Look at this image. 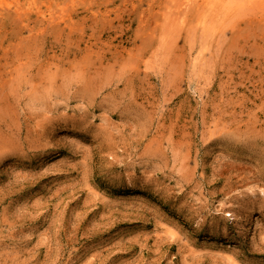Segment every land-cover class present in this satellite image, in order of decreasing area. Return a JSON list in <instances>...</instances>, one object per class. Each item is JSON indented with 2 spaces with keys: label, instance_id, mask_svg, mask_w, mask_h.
Returning a JSON list of instances; mask_svg holds the SVG:
<instances>
[{
  "label": "rangeland",
  "instance_id": "1",
  "mask_svg": "<svg viewBox=\"0 0 264 264\" xmlns=\"http://www.w3.org/2000/svg\"><path fill=\"white\" fill-rule=\"evenodd\" d=\"M0 264H264V4L0 0Z\"/></svg>",
  "mask_w": 264,
  "mask_h": 264
},
{
  "label": "bare ground",
  "instance_id": "2",
  "mask_svg": "<svg viewBox=\"0 0 264 264\" xmlns=\"http://www.w3.org/2000/svg\"><path fill=\"white\" fill-rule=\"evenodd\" d=\"M186 2H189V1H191V0H185ZM194 1H196V0H194ZM203 1H212V0H203ZM251 1V0H250ZM252 1H254V2H260L262 5L264 4V0H252ZM217 2V1H216ZM200 3H202L201 1H200ZM204 4V3H203ZM217 4H218V2H217ZM260 5V4H259ZM221 5H219V6H217V7H220Z\"/></svg>",
  "mask_w": 264,
  "mask_h": 264
}]
</instances>
